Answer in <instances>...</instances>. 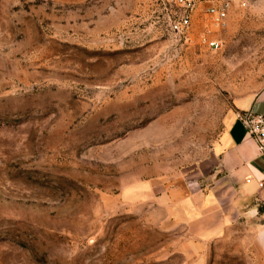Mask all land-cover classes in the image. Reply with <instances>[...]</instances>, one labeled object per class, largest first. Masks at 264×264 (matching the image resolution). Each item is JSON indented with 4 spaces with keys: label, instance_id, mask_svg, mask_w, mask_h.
<instances>
[{
    "label": "rangeland",
    "instance_id": "obj_1",
    "mask_svg": "<svg viewBox=\"0 0 264 264\" xmlns=\"http://www.w3.org/2000/svg\"><path fill=\"white\" fill-rule=\"evenodd\" d=\"M172 15L0 0V264H264L255 202L219 200L211 236L159 199L205 190L225 121L264 91V0L217 50L171 33Z\"/></svg>",
    "mask_w": 264,
    "mask_h": 264
},
{
    "label": "crops",
    "instance_id": "obj_2",
    "mask_svg": "<svg viewBox=\"0 0 264 264\" xmlns=\"http://www.w3.org/2000/svg\"><path fill=\"white\" fill-rule=\"evenodd\" d=\"M235 110V114L225 121L223 131L211 147L212 165L204 176L205 192L203 189L201 191V187L189 193L176 188L173 192L167 190V193L159 196L160 201L164 197L174 200V203L165 202L166 206H179L184 212L189 207L193 213L196 212V221L192 219L191 222L201 223L204 220L202 224L209 227L211 236L220 221L219 214L225 211L219 201L223 198L232 196V200L239 202H255L254 210L259 208L264 215V190L260 188L264 184V158L236 119L237 113L243 111L264 115V91L252 99L239 100Z\"/></svg>",
    "mask_w": 264,
    "mask_h": 264
},
{
    "label": "built area",
    "instance_id": "obj_3",
    "mask_svg": "<svg viewBox=\"0 0 264 264\" xmlns=\"http://www.w3.org/2000/svg\"><path fill=\"white\" fill-rule=\"evenodd\" d=\"M173 10L169 18V30L176 35H184L212 50L220 47V39L214 34L227 28L232 16L247 10L252 0H164ZM238 123L255 143L258 153L264 158V115L252 111L239 112ZM264 190V184L260 185Z\"/></svg>",
    "mask_w": 264,
    "mask_h": 264
}]
</instances>
